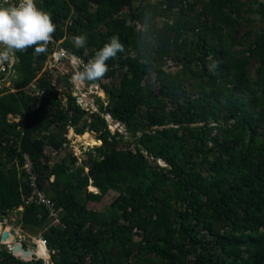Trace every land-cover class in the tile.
Segmentation results:
<instances>
[{
	"label": "trees",
	"instance_id": "trees-1",
	"mask_svg": "<svg viewBox=\"0 0 264 264\" xmlns=\"http://www.w3.org/2000/svg\"><path fill=\"white\" fill-rule=\"evenodd\" d=\"M36 4L56 31L45 53H16V80L0 96V218L21 207L22 228L40 234L53 264H264V0ZM77 35L87 37L84 47L65 39L56 53L86 63L111 36L124 44L105 77L88 82L109 97L89 116L74 98L63 105L56 67L47 66L54 45ZM117 72V86L102 84ZM107 116L129 138L111 133ZM68 129L95 133L97 155L78 165ZM24 155L60 210L58 224L45 207L24 204L32 189ZM109 191L117 196L106 210L88 208ZM19 256L0 254V264H44L35 251Z\"/></svg>",
	"mask_w": 264,
	"mask_h": 264
},
{
	"label": "clouds",
	"instance_id": "clouds-1",
	"mask_svg": "<svg viewBox=\"0 0 264 264\" xmlns=\"http://www.w3.org/2000/svg\"><path fill=\"white\" fill-rule=\"evenodd\" d=\"M55 31L56 25L52 22L51 15L38 8L36 0H16L15 3L3 0L0 3V64L14 63L16 53L28 48H34L36 55L45 53ZM73 39L77 49L84 47L87 43V37L84 35H77ZM122 52H124V44L121 43L118 35H113L86 63L79 56L68 53L71 64L76 68L72 80L77 84L101 80L109 71L106 61L116 58L117 54ZM218 66L219 61L213 60L207 68L215 74ZM5 231L10 230L5 229ZM1 233L2 231L0 232V250L13 252L14 244H20V242H14L8 246L2 243ZM35 234L33 233L34 236Z\"/></svg>",
	"mask_w": 264,
	"mask_h": 264
},
{
	"label": "rangeland",
	"instance_id": "rangeland-1",
	"mask_svg": "<svg viewBox=\"0 0 264 264\" xmlns=\"http://www.w3.org/2000/svg\"><path fill=\"white\" fill-rule=\"evenodd\" d=\"M245 2H249L250 0H244ZM263 1V0H261ZM247 9V7H246ZM92 10H94L92 8ZM242 14L247 15L246 12H242ZM73 17L76 16V13L74 12L72 14ZM259 14H253L252 18H258ZM246 24H244L245 26ZM257 25V24H256ZM255 25V26H256ZM245 27H241L239 30V33H243ZM65 39H70L71 41H74L72 37H65L64 39L60 40L54 45L55 53L59 51V48L61 47V42ZM58 50V51H57ZM94 56V53L92 54V57ZM71 64V63H70ZM69 62H59L57 60H54V58H49L47 62L48 67H56L55 71H52V80L56 87V90L59 92L60 97L62 96V103L63 105H67V102L71 100V98L75 99V102L81 105L82 108H84L86 112L85 116H89L92 112H99V106L100 104H107L109 101L108 95L102 90V87L100 84H91L88 82H85L84 84H77L72 80V76L74 72L76 71V68L71 66ZM258 67V63L255 61H250L249 65L246 68V73L249 80L252 82L256 79L255 76V68ZM171 70H176V67H170ZM122 74L121 72H119ZM120 74H116L114 79L110 80H102V84L106 83L109 85H115L117 86L119 84ZM61 79V80H60ZM16 80L15 76L12 78V84ZM71 80V81H70ZM63 82L64 88L60 85V83ZM64 95V96H63ZM85 119V117H84ZM12 124L20 126L22 123V119L18 118H11L8 119ZM107 122L109 125V129L111 133H115L116 131L126 135L127 138H129V135L125 133L124 127L119 125L118 123L114 122L109 116H107ZM83 123V122H81ZM87 135L85 139H83V136ZM83 135H76L75 131L73 129H68L67 131V138L69 140V149L68 151L72 150L73 154L77 157L78 165L82 164L83 161L87 159L88 152H91L92 154L97 155L95 148L98 147L100 144L98 143L97 137L95 133H89L86 132ZM88 134L92 139L95 140V144L91 142V140L88 139ZM125 137V136H124ZM58 158H52V162L57 161ZM164 166V163H161ZM87 170V169H85ZM53 180V178H51ZM89 192L98 193V191L94 190V188L90 186V189H88ZM117 196V194L113 191H109L105 197L101 200L99 203H91L89 202L87 204L88 208L94 209L96 211H104L108 208L111 201ZM21 207L17 211H10L7 213L6 216H3L0 218V232L5 231L7 227L14 228L13 230L16 231L15 235L12 236L9 234L10 241L6 240L2 243H6L8 246L12 245L14 242H19L21 240L25 241L27 245L25 247L32 248L35 253L42 256L44 259V264H53L51 262L50 258V251L47 249V246L44 249V245L40 242H38L41 237L40 234L33 235V230L23 229L18 225L15 220L16 218H20V212ZM52 222L50 221V225ZM14 231V232H15ZM30 232V233H29ZM9 233V232H8ZM32 233V234H31ZM30 234V235H29ZM8 237V238H9ZM25 237V239H23ZM7 238V239H8ZM1 244V243H0ZM38 244V246H37ZM40 244V245H39ZM41 248H38V247ZM37 249V250H36ZM16 255H23L21 251H16ZM48 254V256H47ZM20 257V256H19ZM23 257V256H22ZM20 257V258H22ZM26 258V257H25ZM23 259V258H22ZM26 260V259H24Z\"/></svg>",
	"mask_w": 264,
	"mask_h": 264
},
{
	"label": "built area",
	"instance_id": "built-area-1",
	"mask_svg": "<svg viewBox=\"0 0 264 264\" xmlns=\"http://www.w3.org/2000/svg\"><path fill=\"white\" fill-rule=\"evenodd\" d=\"M2 2L3 0H0V3ZM10 2L15 3L16 0H10ZM52 58H54V60L61 61V60H64L65 58H68V56L64 52H60L57 54H53ZM14 64L15 62L14 63L7 62L5 64H0V96L7 94V90L13 85L11 83V78L13 77L12 69L14 67ZM38 94H40V92ZM41 95H42V91H41ZM11 118L19 119L20 117L8 115V119H11ZM22 123H23V120H22ZM22 123L20 124V127ZM65 146L66 145H64V147ZM21 169L25 173L24 175L26 176V178L30 180L29 186L32 188L30 195L27 197V199L24 200V204H35L38 206L45 207L49 211V218L52 224H58L59 223L58 212L60 210L55 208L54 202H52V200L48 196H46V194L42 192V190H40L37 187L36 185L37 173L34 168V163L31 161L29 156L24 155V163ZM38 240H39L38 242L42 243L44 246L46 245V241L42 237Z\"/></svg>",
	"mask_w": 264,
	"mask_h": 264
},
{
	"label": "water",
	"instance_id": "water-1",
	"mask_svg": "<svg viewBox=\"0 0 264 264\" xmlns=\"http://www.w3.org/2000/svg\"><path fill=\"white\" fill-rule=\"evenodd\" d=\"M98 142L101 143L100 140H98ZM91 186L94 188L93 185H91ZM94 189H96V188H94ZM96 191H98V190L96 189ZM18 223H19L18 225H21V222H18ZM9 234L12 235V236H14V235H15L14 230H13V229H10L9 233H8L7 231H3V232L1 233V241H2V242L6 241L7 238L9 237ZM20 245H21V244H14V246H13V252L21 251L22 254H23V255H22L23 257H27V256H29V255H31V254L33 253V251H31V250H29V249H23L22 246H20ZM7 253H8L7 251H1V250H0V254H1V255H6Z\"/></svg>",
	"mask_w": 264,
	"mask_h": 264
},
{
	"label": "crops",
	"instance_id": "crops-1",
	"mask_svg": "<svg viewBox=\"0 0 264 264\" xmlns=\"http://www.w3.org/2000/svg\"><path fill=\"white\" fill-rule=\"evenodd\" d=\"M11 82H12V78H11ZM88 139L89 140H94V139H91L90 137H89V134H88ZM92 188V187H91ZM94 190H96V189H94ZM15 222L17 223V224H19L18 222H21L20 220H18V218H16V220H15ZM22 224V223H21ZM20 227H21V225H20ZM22 228V227H21ZM7 230H10V229H14V228H12V227H8V228H6ZM15 231V230H14ZM15 233H16V231H15ZM30 233V232H29ZM32 234V233H31ZM30 235V234H29ZM23 239H25V237H23ZM40 245V244H39ZM38 248H41L40 246L38 247ZM44 249H45V246H44ZM45 251H46V249H45Z\"/></svg>",
	"mask_w": 264,
	"mask_h": 264
},
{
	"label": "bare ground",
	"instance_id": "bare-ground-1",
	"mask_svg": "<svg viewBox=\"0 0 264 264\" xmlns=\"http://www.w3.org/2000/svg\"><path fill=\"white\" fill-rule=\"evenodd\" d=\"M87 135L84 134L83 139H85ZM91 142L93 143V145L95 144V140H91ZM100 144V142H98ZM8 232V231H7ZM8 241H10V237L7 239ZM39 255V254H38ZM40 256V255H39ZM48 256V255H47Z\"/></svg>",
	"mask_w": 264,
	"mask_h": 264
}]
</instances>
